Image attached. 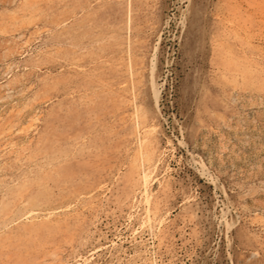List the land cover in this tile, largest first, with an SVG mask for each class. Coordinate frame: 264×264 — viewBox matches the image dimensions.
Segmentation results:
<instances>
[{"label": "rangeland", "instance_id": "1", "mask_svg": "<svg viewBox=\"0 0 264 264\" xmlns=\"http://www.w3.org/2000/svg\"><path fill=\"white\" fill-rule=\"evenodd\" d=\"M0 264H264V0H0Z\"/></svg>", "mask_w": 264, "mask_h": 264}]
</instances>
